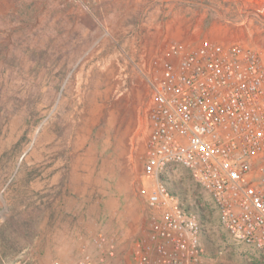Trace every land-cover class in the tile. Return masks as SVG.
<instances>
[{"label": "rangeland", "instance_id": "obj_1", "mask_svg": "<svg viewBox=\"0 0 264 264\" xmlns=\"http://www.w3.org/2000/svg\"><path fill=\"white\" fill-rule=\"evenodd\" d=\"M205 37L264 53V17L240 0H0V264H137L152 84L171 42ZM171 172L209 264H264L188 169ZM95 233L116 246L105 263Z\"/></svg>", "mask_w": 264, "mask_h": 264}, {"label": "built area", "instance_id": "obj_2", "mask_svg": "<svg viewBox=\"0 0 264 264\" xmlns=\"http://www.w3.org/2000/svg\"><path fill=\"white\" fill-rule=\"evenodd\" d=\"M240 1L264 17V0ZM193 42L168 45L152 84L141 177L153 218L135 242L137 264H209L198 216L165 181L174 166L212 195L222 227L264 258V53L241 41ZM94 237L100 262L115 257L113 243ZM74 264L96 262L87 253Z\"/></svg>", "mask_w": 264, "mask_h": 264}, {"label": "bare ground", "instance_id": "obj_3", "mask_svg": "<svg viewBox=\"0 0 264 264\" xmlns=\"http://www.w3.org/2000/svg\"><path fill=\"white\" fill-rule=\"evenodd\" d=\"M0 200H2V197H0ZM85 243V242H84Z\"/></svg>", "mask_w": 264, "mask_h": 264}]
</instances>
